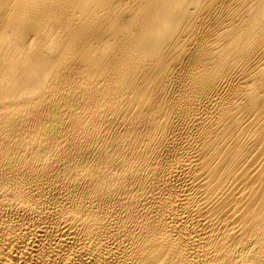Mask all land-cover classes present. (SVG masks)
I'll list each match as a JSON object with an SVG mask.
<instances>
[{
    "label": "bare ground",
    "instance_id": "1",
    "mask_svg": "<svg viewBox=\"0 0 264 264\" xmlns=\"http://www.w3.org/2000/svg\"><path fill=\"white\" fill-rule=\"evenodd\" d=\"M0 264H264V0H0Z\"/></svg>",
    "mask_w": 264,
    "mask_h": 264
}]
</instances>
